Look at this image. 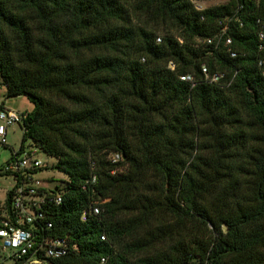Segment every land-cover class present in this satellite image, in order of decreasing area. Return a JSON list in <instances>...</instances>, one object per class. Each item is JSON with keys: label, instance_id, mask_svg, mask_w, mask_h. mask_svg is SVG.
Returning <instances> with one entry per match:
<instances>
[{"label": "trees", "instance_id": "1", "mask_svg": "<svg viewBox=\"0 0 264 264\" xmlns=\"http://www.w3.org/2000/svg\"><path fill=\"white\" fill-rule=\"evenodd\" d=\"M261 32L264 0H0L6 96L33 104L23 141L68 178L63 264H264Z\"/></svg>", "mask_w": 264, "mask_h": 264}, {"label": "built area", "instance_id": "2", "mask_svg": "<svg viewBox=\"0 0 264 264\" xmlns=\"http://www.w3.org/2000/svg\"><path fill=\"white\" fill-rule=\"evenodd\" d=\"M226 31L224 26L222 36H226ZM260 40H264V32L260 33ZM226 44H232L230 37ZM174 67L170 63V68ZM204 73L214 83L224 78L222 73L210 76L206 68ZM181 79L192 81L190 75ZM7 91L0 75V264H63L66 257L79 250L69 234L57 235L52 216L54 209L63 202L65 184L61 188L55 184L50 173L53 164L42 157L53 158L33 141L25 143L22 139L18 149L9 144L14 126L24 135L29 111L10 109L6 104ZM111 159L118 161L120 156L113 155ZM96 181L93 176L92 183ZM101 213V204L93 202L83 211L81 220ZM101 239L106 240V236L102 235ZM106 262L103 258L100 264Z\"/></svg>", "mask_w": 264, "mask_h": 264}, {"label": "rangeland", "instance_id": "3", "mask_svg": "<svg viewBox=\"0 0 264 264\" xmlns=\"http://www.w3.org/2000/svg\"><path fill=\"white\" fill-rule=\"evenodd\" d=\"M234 0H193L194 4L199 8L200 10L211 8L215 6L220 5H228L233 3ZM256 2L259 0H255ZM6 104L10 109L19 110V111H31L33 109V104L26 98V97H17V98H6ZM23 139V131L18 126H14L12 128V132L10 133L9 137V144L13 146L15 149H18L20 147V144ZM43 160L50 162V164H53V166L56 165L57 160L55 158L49 159L45 155L42 157ZM51 174H53V178L55 180V184L58 185V187H62V181H66L68 178L66 175L60 173L57 169L54 167L52 170H50ZM48 173V174H50ZM48 176V175H47Z\"/></svg>", "mask_w": 264, "mask_h": 264}]
</instances>
